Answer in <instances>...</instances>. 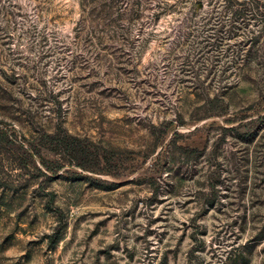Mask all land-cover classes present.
Returning <instances> with one entry per match:
<instances>
[{
	"label": "rangeland",
	"instance_id": "obj_1",
	"mask_svg": "<svg viewBox=\"0 0 264 264\" xmlns=\"http://www.w3.org/2000/svg\"><path fill=\"white\" fill-rule=\"evenodd\" d=\"M0 264H264V0H0Z\"/></svg>",
	"mask_w": 264,
	"mask_h": 264
},
{
	"label": "trees",
	"instance_id": "obj_2",
	"mask_svg": "<svg viewBox=\"0 0 264 264\" xmlns=\"http://www.w3.org/2000/svg\"><path fill=\"white\" fill-rule=\"evenodd\" d=\"M41 143L42 145H47L48 149L52 151H68L77 159L81 158L85 154L89 156L92 153L90 149L88 151L86 147H83L82 141L75 138V136L62 127H58L55 132L44 133L41 137ZM56 170L57 168L55 166H51L49 168V171L56 172Z\"/></svg>",
	"mask_w": 264,
	"mask_h": 264
}]
</instances>
